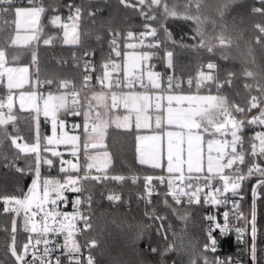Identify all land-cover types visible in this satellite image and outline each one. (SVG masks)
<instances>
[{"label":"snow or ice","instance_id":"1","mask_svg":"<svg viewBox=\"0 0 264 264\" xmlns=\"http://www.w3.org/2000/svg\"><path fill=\"white\" fill-rule=\"evenodd\" d=\"M238 2L221 0L216 8L217 16L211 20L213 30L217 19L223 21L226 15L237 10ZM28 3L31 6L25 7L17 0H0V31L7 30L10 22L18 30L21 19H27L36 34L26 39L39 41L43 31L40 18L46 9L37 6L35 0H28ZM120 4L131 8L143 19L144 30L138 34L130 30L126 36L110 30L109 51L100 73L95 75V84L96 65L91 60L95 52L86 51L80 91L74 85L70 88L67 80L59 84L51 79L42 81L38 67L35 74L37 90L33 91L29 68L9 67L7 53L0 49V86L7 89L6 97H0V146L10 144L18 150L11 159L0 150V162L5 167L15 168L21 175L25 171L33 175L26 193L21 190L18 195H0L3 212L12 215L10 230L4 229L8 233L4 255L11 257V261L3 260L0 264H96L91 249L97 246V240H85L81 245L77 239L92 228L89 214L82 211L83 206L92 204L86 185L106 181L122 184L127 180L136 184L141 179L144 193L139 199L145 202V217L152 221L147 227H155L163 243V247L160 243L155 247L149 244L150 251L160 257L159 264H168L166 257L171 253L180 257L179 264H185V261L186 264H248L244 256L250 264H260L257 253L264 249H259L258 237L264 235V225H258L257 202L264 199V75L257 79L256 72L243 71L244 88L249 92L246 106L231 103L222 94L224 89L232 86L236 74L229 72L221 81L218 65L211 61L206 66L201 65L197 75L190 77L187 83L190 89L195 84L197 93L201 88H214L216 95L178 94V90L183 91V81L175 75L156 72L150 61L163 51L164 56L160 59L167 68L174 69L170 48L179 46L214 52L217 45L208 44L206 40L204 25L209 17L203 15L201 0H186L181 7L172 0H120ZM64 7L66 18L58 14V9H48L52 12L49 23L63 31L64 44L77 45L84 5L72 0ZM88 8L87 15L95 22L101 9L93 7L91 2ZM250 12L264 17V0H253ZM177 20L190 22L191 28L189 33L181 36L179 43L169 27ZM192 24L195 27H191ZM224 27L221 24L222 31L216 37L219 46L231 45V40L223 33ZM254 27L260 34L256 42L264 45V23ZM149 37L151 39L145 43ZM53 39L55 37L50 36L43 39V43L51 44ZM19 40L17 35L11 44L15 45ZM186 40L194 43L188 44ZM130 41H138L139 50L138 44ZM32 63L38 65L35 51ZM249 79L256 81L255 85L248 83ZM165 81L166 86H163ZM26 84L29 88L24 90ZM41 85L48 88L55 85L56 92L49 91L45 95L39 90ZM14 90H21L19 107L29 113V120L35 124L31 142L20 143L25 138L20 135L19 117L13 111ZM81 91L85 92L83 100L80 99ZM121 108L127 114L110 115L112 110ZM254 109L257 113L251 114ZM69 115L82 117V123L72 125L73 132L80 129L79 134L69 135L64 131ZM41 117L44 123H50L51 135L41 134ZM251 126H258L260 130L247 138L250 147L245 148V128ZM112 128L134 137L137 162L140 166H149L151 174L141 177L136 173L128 176L114 173L113 155L105 142ZM143 130H149L151 134H142ZM60 145L67 147L72 159H64V153L56 150ZM21 158L25 160L26 168H20L16 163ZM57 164L58 173L62 174L60 178L42 175L44 166L52 169ZM251 180H255L251 187L252 203L250 211L245 213L241 201L246 182ZM69 191L76 194L71 201V213L59 210L60 205L67 206L66 193ZM85 191L89 195L82 199L81 193ZM154 194L162 196L165 207L181 221L188 218L181 211L185 205L215 208V212H207L202 218L203 239L194 244H177L176 239H170L169 233L176 236L175 227L167 216L155 210L151 199ZM106 198L114 202L121 200L115 193ZM221 207L225 209L222 212L219 211ZM19 231L27 234L23 243L18 241ZM143 232L144 229L138 235ZM230 235L234 237L238 251L234 255H221L222 241ZM58 237H63L62 243ZM84 246L89 249L86 257L82 251ZM172 264L177 261L173 260Z\"/></svg>","mask_w":264,"mask_h":264},{"label":"trees","instance_id":"2","mask_svg":"<svg viewBox=\"0 0 264 264\" xmlns=\"http://www.w3.org/2000/svg\"><path fill=\"white\" fill-rule=\"evenodd\" d=\"M70 2L72 0H35V4L42 5L46 9L40 18V25L43 26L41 39L34 46H15L11 44L14 29L13 23L10 22V27L7 30L0 31V49L6 51L9 62L28 65L34 71V76L38 67L42 81L51 79L59 84V82L67 80L77 88L82 84L84 53L86 51L95 52V56L91 58L96 65L93 73V84H95V75L100 73L101 65L109 51L110 30L123 33L125 36L130 30L138 34L143 31V19L133 13L131 8L123 7L120 0H74L77 4H83L85 9L78 28L80 43L65 45L62 41V30L54 28L49 23L52 12L48 9H58V14L66 18L67 9L64 5ZM90 2L93 7L101 9L95 18V22L87 15ZM172 2L181 7L186 3V0H172ZM17 3L21 6L29 5L28 0H17ZM201 3L203 15L209 17V21L204 25L207 43L217 45L214 52L209 53L204 49H184L177 46L170 48L173 51L174 69L167 68L164 60L160 59L164 56L163 51H160L150 63L155 65L154 70L162 74L175 75L177 79L182 80V93H197L195 84L190 89L187 81L190 77L197 75V69L201 65H206L211 61L218 65L217 74L221 81L227 77L229 72L236 74L232 86L224 89L222 94L231 103L246 106L249 92L244 88L246 81L243 71L249 69L256 72L258 74L257 79L264 75V45L256 42V37L260 34L254 27L258 23H264V17L250 12L253 0H239L236 6L237 10L231 12L230 15H226L223 21L217 19L213 30L211 20L217 16L216 8L221 0H201ZM221 24L225 25L223 33L226 38L231 40V45H218L216 37L222 31ZM189 25L190 22L185 23L183 20H177L170 24V31L175 35L178 43L181 36L190 32ZM191 27H195V25L192 24ZM0 28H2V25H0ZM50 36L55 37V39L51 44L45 45L43 39ZM98 37L101 39L98 40ZM150 39L149 37L145 40L149 41ZM186 43L192 44L194 41L186 40ZM33 51L37 55L38 65L32 63ZM14 57H17V59L13 60ZM247 82L253 85L256 83V81L250 79ZM53 89H56L55 85L52 88L40 86V90H43V92ZM0 90H4L2 86ZM84 94L85 92L80 94L81 100H83ZM198 94L216 95V91L214 88L211 90L201 88ZM252 94L257 93L253 92ZM69 105H71V98H69ZM4 111H7V109ZM13 111L19 117L17 126L20 129V135L25 138L24 141L28 140L30 142L34 135V122L29 120L28 112H21L17 108H13ZM121 111L122 109H114L110 115ZM257 111L254 109L251 114H256ZM68 121L72 124L69 125ZM80 123H82V117L73 118L69 115L66 118V127L69 130H72L73 124ZM40 131L42 135H48L49 133V123H44L43 117H41ZM76 131L79 133L80 129ZM255 131L257 130L253 126L245 130V148L250 147L247 138L251 137ZM109 133L110 135L105 142L109 145L108 150L113 155V171L115 174L128 176L136 173L141 177L145 174H151L149 167L140 166L137 162L134 137L118 133L114 128L109 129ZM0 150L4 151L9 159L18 151L10 144L0 146ZM20 155L21 157L24 156L23 153ZM48 155L50 156V153ZM16 163L20 168H26L23 158L17 160ZM58 167V164L52 169L44 166L42 175L60 178L62 174L58 173ZM32 179L33 175L29 174L28 171L21 175L15 168L5 167L0 162V195H18L21 190L25 192ZM253 184H255V180L246 182L244 189L241 209L245 213L250 211L252 203L251 187ZM86 186L90 189L92 196V204L89 206L92 228L86 234L79 235L77 239L79 243L81 240L91 241L93 238L97 240V246L91 249L96 264H159L160 257L150 251L149 244L155 247L157 243H160V246L163 247V243L157 235L155 227H147L151 225L152 221L145 217L146 205L144 201L139 199L144 192L143 180H139L136 184H132L130 180H127L122 184L106 181L103 184ZM82 193L86 196L89 195L87 191ZM112 193L120 195L121 200L118 202L108 201L106 197ZM162 201L163 197L157 195L153 200V205L160 215L167 216L174 225L176 236L172 237V234L169 233L170 239H176L177 244H187L189 242L194 244L196 241L203 239L204 221L202 218L208 212L205 206L194 204L188 207L185 205L181 211L185 212L188 218L186 221H181L165 207ZM2 208L3 205L0 203V261H11V257H5L4 255L5 243L8 239V233L4 229L7 227L10 230L12 215L5 214ZM257 210L258 225H264V199L257 202ZM142 229H144L143 235H138ZM26 236V233L19 231L18 241L23 243ZM223 243L229 247L232 246L231 238L224 239ZM258 247L264 249V235L258 237ZM257 255L260 264H264V252L258 251ZM166 258L168 264H172L173 260H176L179 264L180 257L176 253H171Z\"/></svg>","mask_w":264,"mask_h":264},{"label":"rangeland","instance_id":"3","mask_svg":"<svg viewBox=\"0 0 264 264\" xmlns=\"http://www.w3.org/2000/svg\"><path fill=\"white\" fill-rule=\"evenodd\" d=\"M36 5L39 6L38 4H36ZM27 6H31V5H26L25 7H27ZM29 24H30L29 20L22 18L21 19V23H20V28L17 30L16 29V25L13 23L14 32L12 34V40L15 39L17 35L20 36V40L15 44V46H34L36 44L37 40L26 39V38L31 37V36L36 34L35 30L33 28L29 27ZM62 41H63V31H62ZM130 42L138 44V41H130ZM65 45H70V44H65ZM137 50H139V44H138V49ZM129 51H131V50H129ZM15 58L17 59V57H15ZM8 66L9 67H28L29 68V74L28 75H29V78H30V81H31L32 90L33 91L37 90V88H36V78L34 76V71L32 69H30V67L28 65L19 64V63H16V62H9ZM155 71L159 72L157 70H155ZM2 88L7 92V89L5 87L2 86ZM28 88H29V85L26 84L24 90H27ZM19 91H21V90H14V96H15L14 108H17L21 112H27L25 110H21L20 107H19ZM49 91L56 92V89L47 90L46 92H44V94L46 95ZM61 91H65V90L62 89ZM26 107H30V105H27ZM124 114H127V113L125 111H123V110L121 112H115L114 113V115H124ZM64 131H67L69 133V135L79 134L77 131L73 132L72 130H68L67 127H65ZM48 135H51L50 123H49V133H48ZM24 142H25L24 140L20 141V143H24ZM65 147L66 146H64V145H60L56 150L61 151L64 154L65 153H69L68 149L65 148ZM93 174H95V170H93ZM30 186H31V183L28 186V188ZM28 188H27V190H28ZM27 190L25 191V193L27 192Z\"/></svg>","mask_w":264,"mask_h":264},{"label":"built area","instance_id":"4","mask_svg":"<svg viewBox=\"0 0 264 264\" xmlns=\"http://www.w3.org/2000/svg\"><path fill=\"white\" fill-rule=\"evenodd\" d=\"M22 1V0H21ZM144 30V29H143ZM145 43H148V41H146L145 40ZM206 66V65H205ZM200 68V67H199ZM198 68V69H199ZM198 69H197V72H198ZM205 71H207V69H206V67H205V69H204ZM167 75H170V74H167ZM71 86H72V83L70 82V88H71ZM163 86H166V81H165V84L163 85ZM77 91H80V89H81V85L80 86H78L77 88H75ZM40 90V89H39ZM54 90V89H53ZM40 91H42L43 92V90H40ZM67 91V90H66ZM86 91V90H85ZM44 93V92H43ZM84 93V91H81L80 92V94H83ZM6 94H7V92L5 91V90H3V91H1L0 90V97H6ZM69 98H71L70 96H69ZM69 125H71L72 124V122H70V121H68L67 122ZM257 131L258 130H260V128L258 127V126H253ZM246 129H248V127L247 128H245V130ZM228 139H230V137H228ZM161 188H163V186H161ZM144 193V192H143ZM66 196H67V198H68V204H67V206L65 207L64 205H60V209L59 210H61V211H66V212H69V213H71L72 211H73V207H72V204H71V201L75 198V196H76V194L75 193H72V192H67L66 193ZM157 195H153L152 196V201L154 200V198L156 197ZM87 196L85 195V194H83V193H81V198L82 199H85ZM169 200H170V198H169ZM50 207V206H49ZM207 209H208V212H215L216 211V209L215 208H210V207H208V206H205ZM225 209L223 208V207H221L220 208V212H222V211H224ZM82 211L83 212H86V213H88L89 214V206L88 205H85V206H83V208H82ZM90 216V215H89ZM220 219V221L222 222V217H220L219 218ZM78 226H80V227H82V224H79V222H78ZM227 238H231V240H232V246L231 247H229V246H227L226 244H222V248H221V255H224V254H232V255H234V254H236L237 253V251H238V249H237V246H236V244H235V241H234V237L233 236H228ZM227 238H225V239H227ZM58 239H59V241L62 243L63 242V237H58ZM80 244L81 245H84L85 244V240H81L80 241ZM82 251H83V254H84V256L86 257L87 255H88V252H89V249H88V247L87 246H84L83 247V249H82ZM93 255V254H92ZM243 259L245 260V261H247L248 262V264H250V261H248V257L247 256H244L243 257Z\"/></svg>","mask_w":264,"mask_h":264},{"label":"crops","instance_id":"5","mask_svg":"<svg viewBox=\"0 0 264 264\" xmlns=\"http://www.w3.org/2000/svg\"><path fill=\"white\" fill-rule=\"evenodd\" d=\"M1 87V86H0ZM178 94H185V95H196V94H198V93H182V92H178ZM199 95H209V94H199ZM165 103H166V101H165ZM123 111H125L123 108H121ZM152 123H153V126H154V117H153V121H152ZM68 129V128H67ZM69 130V129H68ZM71 130V129H70ZM142 134H151L150 133V131L149 130H143L142 131ZM65 148H67V147H65ZM205 152H206V145H205ZM66 154V155H65ZM64 154V156H65V159H68L69 157V159H72V157L70 156V154L69 153H65ZM69 156V157H68ZM147 167H149V166H147Z\"/></svg>","mask_w":264,"mask_h":264}]
</instances>
